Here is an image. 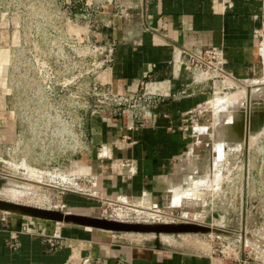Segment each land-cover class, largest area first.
<instances>
[{"label": "rangeland", "instance_id": "obj_1", "mask_svg": "<svg viewBox=\"0 0 264 264\" xmlns=\"http://www.w3.org/2000/svg\"><path fill=\"white\" fill-rule=\"evenodd\" d=\"M138 1L0 0V29L4 34L0 45L12 55L5 76L21 133L20 143L12 152L0 150V173L4 174L0 177V199L75 213L78 207L72 209L65 203L81 197L80 201L87 203L81 209L88 216L124 222L206 224L223 232L165 234L160 244L207 255L221 264H264V132L251 138L247 149L244 143L240 148L230 146L235 139L228 135L229 128L237 131L244 118L241 108L249 100L247 94H255L264 84V67L254 80H233L231 87L219 85L216 92L214 83L207 82L208 99L193 113L189 125L192 130L201 127L203 139L192 131L189 146L200 142L195 150L187 155L186 150L176 160L168 187L175 189L166 200L164 194L127 199L134 205L149 204L140 208L106 201L101 198L102 191L96 192L87 182L90 179L86 175L77 174L78 167L87 166L79 161L87 152L85 138L79 137L80 132L86 133L83 121L93 109L104 106L103 93L109 91L103 75L108 47L95 33L110 18L106 7H112V14L118 17L131 13L124 11L128 2ZM13 34L15 40L9 38ZM95 82L96 96L91 89ZM259 96L264 97L263 89L251 97L257 107L263 104ZM222 104L227 114L224 109H220L222 114L217 110ZM215 136H220L219 140ZM223 146L224 154L218 151ZM155 200L156 207H152ZM60 225L56 223L54 231ZM117 234L127 238L123 242L136 239L150 246L154 239V235ZM88 263L102 264L98 260Z\"/></svg>", "mask_w": 264, "mask_h": 264}, {"label": "crops", "instance_id": "obj_2", "mask_svg": "<svg viewBox=\"0 0 264 264\" xmlns=\"http://www.w3.org/2000/svg\"><path fill=\"white\" fill-rule=\"evenodd\" d=\"M126 6L124 11L131 13L118 17L112 14V7H106L110 18L95 33L108 47L104 85L120 94L133 92L144 83L147 91L169 98L158 107L152 121L137 128H131L129 116H88L87 152L79 160L87 166L78 167L77 174L86 175L91 187L102 191L103 200L140 208L149 204L134 205L127 199L164 194L166 200L175 189L168 187L176 160L200 142L189 146L192 131L203 139L201 127L192 130L189 125L193 113L207 101L209 85L195 84L189 72L173 68L180 50L200 52L219 47L225 57L224 69L231 77L239 82L254 80L264 67V0H139ZM13 37L15 40L14 34L9 35ZM11 60L10 50L0 45V150L9 153L21 140L5 76ZM220 82L214 83L215 92ZM204 134L208 137L207 131ZM79 198L65 204L80 208L76 214L86 215L81 208L87 203ZM55 225L0 211V264H85L97 260L102 264H221L207 255L161 244L157 248L136 239L123 242L127 238L117 233L65 224L59 226L61 239L56 240Z\"/></svg>", "mask_w": 264, "mask_h": 264}, {"label": "built area", "instance_id": "obj_3", "mask_svg": "<svg viewBox=\"0 0 264 264\" xmlns=\"http://www.w3.org/2000/svg\"><path fill=\"white\" fill-rule=\"evenodd\" d=\"M262 31H264V28ZM224 65L225 57L223 51L219 47L213 46L200 52L181 49L178 60L173 63V68L177 71L183 69L189 72L191 80L195 84L209 81L213 84L215 81H222L225 78L237 81L225 71ZM197 77H199V79H197ZM97 85V82H95L91 88L94 96L97 95ZM145 87V84L142 83L137 90L130 93L114 94L110 91L103 93L104 102L106 101L104 106L99 109H93L89 116L104 114L119 117L129 116L131 128L144 126L156 117L158 107L169 98V95L149 92ZM83 122V124H85L86 118ZM79 127L80 126H78V128ZM82 135L87 144V134H82L80 132L79 137H82ZM87 147L88 144L85 151H87ZM78 148H80L79 145ZM53 238L56 240L61 239L60 232L55 231ZM85 264L89 263L86 262Z\"/></svg>", "mask_w": 264, "mask_h": 264}, {"label": "water", "instance_id": "obj_4", "mask_svg": "<svg viewBox=\"0 0 264 264\" xmlns=\"http://www.w3.org/2000/svg\"><path fill=\"white\" fill-rule=\"evenodd\" d=\"M258 116H251L249 113L244 112V119L242 122V133L244 147L247 143V135L249 132L250 122L253 129H258L264 121V110ZM0 211L10 214L20 215L26 218L49 221L53 223H62L71 226L82 228H89L95 230H102L111 233H134L139 235H154L153 243L158 248L160 247L161 235H180V234H219L223 230L220 228L212 227L206 224L181 222V223H144V222H124L110 218L88 216L84 214H75L63 212L61 210L42 208L38 206L26 205L15 203L7 200L0 199Z\"/></svg>", "mask_w": 264, "mask_h": 264}, {"label": "bare ground", "instance_id": "obj_5", "mask_svg": "<svg viewBox=\"0 0 264 264\" xmlns=\"http://www.w3.org/2000/svg\"><path fill=\"white\" fill-rule=\"evenodd\" d=\"M197 79H199V77H197ZM221 81V80H220ZM216 82V81H215ZM234 83V81L232 80V79H230V78H225L224 80H222V82H221V85L222 86H229V87H231V84H233ZM65 84V83H64ZM262 86V87H261ZM264 90V84L263 85H259V90L255 93V94H252L251 92H249L248 94H247V96L249 97V100H248V102L245 104L246 106H245V108H241V110L243 111V112H248L249 113V117H250V119L252 118L251 116L253 115V114H255L258 110H264V97H262V96H259V97H261V100L260 101H262L263 102V104L262 105H259V107H257L258 105L257 104H255V102H254V98L252 99L251 97L252 96H255V95H260V90ZM255 90H253V92H254ZM252 95V96H251ZM219 99V98H218ZM224 102V101H223ZM222 102V103H223ZM225 103V102H224ZM223 103V104H224ZM229 103H230V101H229ZM222 104V106L221 107H223V108H220V106H219V109H217L218 111L220 110V109H222V111H224L225 109H227V108H225L224 109V105ZM232 104H234V102L232 103ZM244 104V103H243ZM221 105V104H220ZM227 105V104H226ZM225 105V106H226ZM235 105H237V104H235ZM234 105V106H235ZM241 105V104H240ZM232 106V105H231ZM231 106H228V108H230L231 109ZM244 106V105H243ZM241 107H242V105H241ZM256 107H257V110H256V112L254 111L255 109H256ZM236 108V107H235ZM224 109V110H223ZM238 108H236L235 110H237ZM216 110V109H215ZM232 110V109H231ZM226 111V110H225ZM230 111V110H229ZM234 111V110H233ZM215 112V111H214ZM220 112H221V110H220ZM220 112H219V114H220ZM230 113V112H229ZM241 113V112H240ZM221 114H222V112H221ZM226 114H227V111H226ZM225 114V115H226ZM231 114V113H230ZM217 115H218V112H217ZM234 115V114H233ZM242 115V114H241ZM219 116V115H218ZM229 116V115H228ZM220 117H221V115H220ZM219 117V118H220ZM226 117H227V115H226ZM225 118V117H224ZM229 118V121H230V117H228ZM227 118V119H228ZM244 119V118H243ZM231 120H232V118H231ZM216 121V120H215ZM242 122H243V120L241 121V122H239V128L237 129V131H233L232 130V128H229V130H230V133L228 132V135L230 136V135H232L233 137V139H235V140H233V143L232 142H230L229 144H231L230 146H234V147H238V148H240L241 146H240V144H242V143H244L243 142V133H242ZM216 123H218V121L216 122ZM215 123V124H216ZM228 126H229V124H228ZM227 126V127H228ZM264 121L261 123V125L259 126V128L258 129H253V126L251 125V122H250V126H249V132H248V135H247V143L249 144V141H250V139L251 138H256L259 134H262L263 132H264ZM226 129V128H225ZM226 131V130H225ZM219 133V132H218ZM223 133H225V132H223ZM220 134V133H219ZM222 135H224V134H222ZM220 136H221V134H220ZM220 136H218V137H220ZM216 138H218L217 136H215ZM230 138V137H229ZM223 139V138H222ZM227 139V138H226ZM218 140H219V138H218ZM224 140V139H223ZM232 140V139H231ZM230 140V141H231ZM216 141V140H215ZM226 141H228V140H226ZM235 141V142H234ZM221 142V141H220ZM222 143H224V141L222 142ZM246 143V144H247ZM217 144H218V142H217ZM222 145V144H221ZM220 145V146H221ZM240 146V147H239ZM223 148H224V146L223 147H220V148H218V151L219 152H221V153H223L224 154V152H223ZM1 186V185H0ZM12 195V194H11ZM14 195V194H13ZM14 197V196H13ZM3 200H5V199H3ZM170 200V199H169ZM7 201H11V202H15V201H12V200H7ZM172 201V200H171ZM15 203H19V202H15ZM27 205V204H26ZM57 224H60V223H57ZM62 224V223H61ZM211 234V233H210ZM164 235H161V238L163 237Z\"/></svg>", "mask_w": 264, "mask_h": 264}, {"label": "flooded vegetation", "instance_id": "obj_6", "mask_svg": "<svg viewBox=\"0 0 264 264\" xmlns=\"http://www.w3.org/2000/svg\"><path fill=\"white\" fill-rule=\"evenodd\" d=\"M237 130V129H236Z\"/></svg>", "mask_w": 264, "mask_h": 264}]
</instances>
